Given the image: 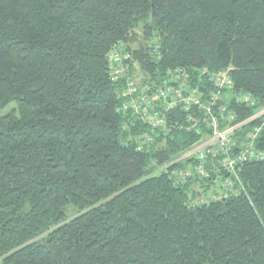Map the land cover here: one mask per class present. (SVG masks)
I'll return each instance as SVG.
<instances>
[{
  "label": "trees",
  "instance_id": "1",
  "mask_svg": "<svg viewBox=\"0 0 264 264\" xmlns=\"http://www.w3.org/2000/svg\"><path fill=\"white\" fill-rule=\"evenodd\" d=\"M150 38L159 70L233 67L257 102L235 123L264 106V0H0V264H264V160L242 167L247 194L193 206L149 165L199 132L125 143L107 53L137 40L143 62Z\"/></svg>",
  "mask_w": 264,
  "mask_h": 264
},
{
  "label": "built area",
  "instance_id": "2",
  "mask_svg": "<svg viewBox=\"0 0 264 264\" xmlns=\"http://www.w3.org/2000/svg\"><path fill=\"white\" fill-rule=\"evenodd\" d=\"M150 57L135 56L138 43L120 40L107 53L108 72L115 86L125 143L151 154L174 133H200L189 148L171 159L154 158V173L167 172L175 185L191 183L193 206L247 194L240 171L246 163L264 160L258 139L264 130V106L235 123L240 107L257 102L251 94L234 93L232 67L220 73L207 68H157L162 59L158 39L145 42ZM236 98L240 102H231ZM245 125L249 128L239 131ZM193 190L197 195L193 196Z\"/></svg>",
  "mask_w": 264,
  "mask_h": 264
},
{
  "label": "rangeland",
  "instance_id": "3",
  "mask_svg": "<svg viewBox=\"0 0 264 264\" xmlns=\"http://www.w3.org/2000/svg\"><path fill=\"white\" fill-rule=\"evenodd\" d=\"M135 31H137V33L140 35L141 44H143L144 43V37H143L144 35L142 33L141 27L135 28ZM136 41L137 40H135V42H130V43H138ZM15 107H16V103L13 102V103L9 104L8 106H6L5 108L0 110V116H4V115L8 114ZM75 214H76V211H75V209L73 207H68L67 208V215L68 216L71 217V216H74ZM40 238L41 237H39L38 239H40Z\"/></svg>",
  "mask_w": 264,
  "mask_h": 264
}]
</instances>
